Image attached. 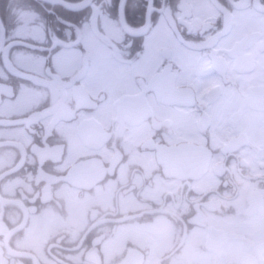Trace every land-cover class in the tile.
Returning a JSON list of instances; mask_svg holds the SVG:
<instances>
[{"label": "snow or ice", "instance_id": "snow-or-ice-1", "mask_svg": "<svg viewBox=\"0 0 264 264\" xmlns=\"http://www.w3.org/2000/svg\"><path fill=\"white\" fill-rule=\"evenodd\" d=\"M0 264H264V0H0Z\"/></svg>", "mask_w": 264, "mask_h": 264}]
</instances>
